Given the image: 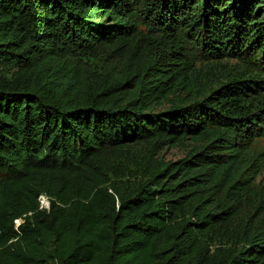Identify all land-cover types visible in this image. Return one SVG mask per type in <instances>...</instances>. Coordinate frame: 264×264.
I'll return each instance as SVG.
<instances>
[{
	"label": "trees",
	"instance_id": "obj_1",
	"mask_svg": "<svg viewBox=\"0 0 264 264\" xmlns=\"http://www.w3.org/2000/svg\"><path fill=\"white\" fill-rule=\"evenodd\" d=\"M111 48L121 76L74 64ZM259 138L264 0H0V182L23 183L0 264H264V194L241 219ZM188 140L136 191L111 187L112 161Z\"/></svg>",
	"mask_w": 264,
	"mask_h": 264
},
{
	"label": "rangeland",
	"instance_id": "obj_2",
	"mask_svg": "<svg viewBox=\"0 0 264 264\" xmlns=\"http://www.w3.org/2000/svg\"><path fill=\"white\" fill-rule=\"evenodd\" d=\"M235 65L237 62L232 60L229 62ZM74 64L83 68L86 78L105 77V79L116 78L122 75L127 64V56L125 50L101 49L94 54H86L76 56ZM10 72H8V75ZM196 142L188 140L176 147L161 146L154 149L152 144H140L135 151L136 163L124 161L120 165L112 161L111 169L106 170L110 185L113 189L118 190L121 194L134 192L142 185L150 181L149 163L168 164L185 158L190 152L196 148ZM256 156H260L264 160V138L257 139L248 153L246 159L250 160ZM102 173V172H101ZM251 185L249 196L246 200L247 214L241 215L242 221L259 220L262 218L260 212V195L264 194V162L257 174L250 175ZM23 186L20 181H2L0 182V218L8 210L9 198L18 193ZM40 209L48 211L50 209V200L46 195L39 198ZM49 207V209H48ZM21 223L25 222V218L19 219ZM15 221V229L19 228L18 222ZM22 223V224H23ZM233 245L229 239H221L214 243V249H227Z\"/></svg>",
	"mask_w": 264,
	"mask_h": 264
},
{
	"label": "built area",
	"instance_id": "obj_3",
	"mask_svg": "<svg viewBox=\"0 0 264 264\" xmlns=\"http://www.w3.org/2000/svg\"><path fill=\"white\" fill-rule=\"evenodd\" d=\"M48 209H49V207H48ZM17 222L19 223L18 226H20L23 223V222L21 223L20 221H17Z\"/></svg>",
	"mask_w": 264,
	"mask_h": 264
}]
</instances>
